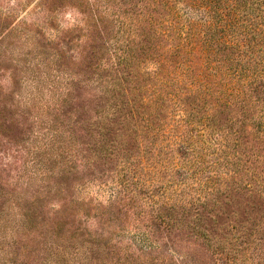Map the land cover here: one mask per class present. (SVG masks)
I'll list each match as a JSON object with an SVG mask.
<instances>
[{"label":"rangeland","instance_id":"rangeland-1","mask_svg":"<svg viewBox=\"0 0 264 264\" xmlns=\"http://www.w3.org/2000/svg\"><path fill=\"white\" fill-rule=\"evenodd\" d=\"M174 2L196 14L179 0H0V264H226L215 248L254 264L238 245L264 227V139L227 109L210 132L197 120L219 103L189 84L159 99L154 71L181 78L182 55L199 83L213 77L202 54L171 56Z\"/></svg>","mask_w":264,"mask_h":264},{"label":"trees","instance_id":"trees-1","mask_svg":"<svg viewBox=\"0 0 264 264\" xmlns=\"http://www.w3.org/2000/svg\"><path fill=\"white\" fill-rule=\"evenodd\" d=\"M178 1V0H175ZM184 5L191 7L194 12H181L176 2V9L172 11V31L179 37V47L171 51V56H180L179 48L187 49L190 53H199L204 61L202 69L213 77L206 82L199 83L197 73L192 61L187 62L183 55L180 64L183 69L182 77L173 73L172 69L158 67L154 71L159 81V99L175 98V93L167 91L170 87H182L189 84L191 92L209 94L219 103V108L206 114L198 120L193 117L194 112L185 109L183 124L189 128L195 127L196 120L205 127H210V132H215L213 118L222 109L229 113L237 112L242 117L243 128L256 127L259 135L264 139V0H179ZM173 6V7H174ZM182 13V14H181ZM184 24L183 27L181 24ZM209 62V65L206 63ZM160 66L162 63L159 64ZM201 73V72H200ZM178 77V78H177ZM190 84L192 85L190 87ZM197 86V87H193ZM214 125V126H213ZM264 189V185L262 187ZM251 191V187H249ZM207 195L197 196L186 201V210L191 205L207 207ZM261 194L260 197H264ZM259 224V223H256ZM258 225L255 226V228ZM240 236L245 234L242 229ZM257 249L253 251L256 258L254 264H264V227L259 236L252 242L241 239L238 248ZM213 252L218 258L226 260V264H237L238 258H228L217 248Z\"/></svg>","mask_w":264,"mask_h":264}]
</instances>
